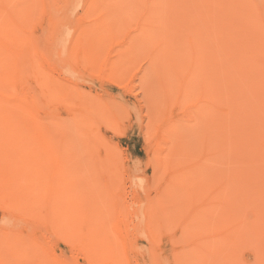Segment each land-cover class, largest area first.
Masks as SVG:
<instances>
[{"label": "rangeland", "instance_id": "1", "mask_svg": "<svg viewBox=\"0 0 264 264\" xmlns=\"http://www.w3.org/2000/svg\"><path fill=\"white\" fill-rule=\"evenodd\" d=\"M239 1L213 0L216 20L224 23L206 35L202 58L215 55L197 67L188 63L187 44L178 43L180 26L174 25L166 0L23 4L31 9L29 33L20 43L27 55L24 70L31 75L23 91L34 98V63L57 100L51 109L58 117L45 120L59 119L60 127L51 133L78 134L86 153L87 144L100 135L115 150L114 220L122 239L116 264H175L183 250L186 264H256L264 251V241L253 238L264 230V0H245L251 23L237 11L225 23ZM20 2L0 0L1 25ZM258 44L262 49L252 53ZM229 45L236 56L226 55ZM69 95L75 98L70 105ZM174 121L179 145L163 153L172 160L173 177L182 182L174 189V203H168L174 216L161 214L154 245L145 223L153 197L148 181L154 136L167 127L163 123ZM246 143L250 153L243 149ZM184 172L190 175L179 176ZM100 173L96 181L102 185L106 176ZM164 203L163 209L169 208ZM86 208L81 212L86 214ZM39 211L46 215L47 206ZM227 234L234 244L222 237ZM38 237L66 264H92L78 246L58 243L46 232ZM208 243L216 245L213 254Z\"/></svg>", "mask_w": 264, "mask_h": 264}, {"label": "bare ground", "instance_id": "2", "mask_svg": "<svg viewBox=\"0 0 264 264\" xmlns=\"http://www.w3.org/2000/svg\"><path fill=\"white\" fill-rule=\"evenodd\" d=\"M21 1L14 5L18 11L9 10L7 23L0 24V264H66L41 246L38 236L42 232L55 235L58 243L78 246L92 264H116L118 241L122 239L118 236L120 228L114 220L116 191L113 184L118 162L115 150L100 135L87 144L86 153L81 149L85 142L78 134L51 133L53 127H60L59 119L45 120H48L47 116H57L51 109L57 100L52 98L51 86L34 63V81L31 84H34L31 88L35 91L34 98H30L28 89L23 91L31 75L24 70L23 61L27 55L21 52L20 43L29 33L27 26L31 9L23 5L26 0ZM166 1L174 15V25L180 26L175 30L179 33L178 43H186L191 51L188 63L197 67L210 60L215 54L202 58L203 42L206 35L212 36L217 26L224 23L216 20L214 11L218 7H214L213 0ZM190 4L194 5L193 9ZM231 11L245 14L246 22H252L249 18L252 13L245 0H240L239 6L231 7L225 23L227 19H233ZM8 26L12 29L8 30ZM255 26L258 30L260 22L257 21ZM233 45L225 46L227 56H236L230 50ZM256 47L250 51L254 53L262 49L260 44ZM241 64L246 62L241 61ZM111 72L114 76L120 75L113 68ZM73 102L74 96L69 95L67 104ZM40 115L43 116L40 118ZM163 126L167 127L160 129L158 137L154 136L148 181L150 188L153 187V197L149 198L145 213L146 227L154 245L158 237L153 232L157 234L161 214L167 219L174 216L175 210L168 203H174V189L182 182L177 175L173 177L172 160L163 153L164 149L179 145L174 138L179 125L174 121L170 125L163 123ZM250 146L246 143L243 149L250 153ZM99 173L106 176L102 185L96 181ZM184 175L190 173L184 172L179 176ZM166 202L169 208L163 209ZM45 206L48 212L41 215L39 209ZM82 206L87 207L86 214L81 212ZM193 220L189 219V224ZM189 228H184L183 233L187 235ZM260 231L253 236L257 243L264 241V230ZM222 237L229 245L235 243L231 234ZM199 240L206 245L202 239ZM207 248L211 249L209 254H213L216 245L208 243ZM185 251L174 257L175 264H186ZM256 264H264V251L256 258Z\"/></svg>", "mask_w": 264, "mask_h": 264}]
</instances>
